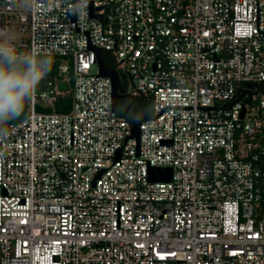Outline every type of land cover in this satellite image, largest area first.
<instances>
[{
	"label": "built area",
	"instance_id": "obj_1",
	"mask_svg": "<svg viewBox=\"0 0 264 264\" xmlns=\"http://www.w3.org/2000/svg\"><path fill=\"white\" fill-rule=\"evenodd\" d=\"M0 34L59 60L0 134V264H264V0H0Z\"/></svg>",
	"mask_w": 264,
	"mask_h": 264
},
{
	"label": "clouds",
	"instance_id": "obj_2",
	"mask_svg": "<svg viewBox=\"0 0 264 264\" xmlns=\"http://www.w3.org/2000/svg\"><path fill=\"white\" fill-rule=\"evenodd\" d=\"M52 66L53 55L22 50L0 34V134L25 113Z\"/></svg>",
	"mask_w": 264,
	"mask_h": 264
},
{
	"label": "water",
	"instance_id": "obj_3",
	"mask_svg": "<svg viewBox=\"0 0 264 264\" xmlns=\"http://www.w3.org/2000/svg\"><path fill=\"white\" fill-rule=\"evenodd\" d=\"M97 61L100 69V73L104 75H108L112 80V107L116 108V102L118 98L124 97L128 100L124 113L129 118L132 124V133L131 135L139 138V124L142 119H147L150 117L148 113H138L134 108L135 96L131 93L127 92L122 81L120 74L116 68L108 67L103 59L102 49L98 47H94ZM58 59L53 60L52 71L50 74H57V64ZM61 88H66L64 82L60 84ZM260 86V85H259ZM171 176V168L170 166H149L148 168V177L151 180H169Z\"/></svg>",
	"mask_w": 264,
	"mask_h": 264
},
{
	"label": "trees",
	"instance_id": "obj_4",
	"mask_svg": "<svg viewBox=\"0 0 264 264\" xmlns=\"http://www.w3.org/2000/svg\"><path fill=\"white\" fill-rule=\"evenodd\" d=\"M103 55L105 57L106 64L109 67H115V64L114 63H112V62H110V61H108L106 59V52H104ZM118 71H119V74L121 75V77L123 78V73L120 70H118ZM48 77H50V76H48ZM42 88H43V81L41 82V84H40V86L38 88V92H40L42 90ZM135 98H136L137 103H138V106L136 107V111L138 113H149L151 111V103H150V101L148 99H146L144 96H135ZM70 104H71V99H70L69 94L68 95H64V96L60 97L57 100V103L55 104V109H57L59 111H65V110H68L69 109ZM48 109H52V107H49ZM115 110H116L117 113H120V114L125 115V113H124L125 105H122L121 107H118L117 106V102H116V108H115ZM25 114H26V111H25V113L20 118H22L23 116H25Z\"/></svg>",
	"mask_w": 264,
	"mask_h": 264
},
{
	"label": "flooded vegetation",
	"instance_id": "obj_5",
	"mask_svg": "<svg viewBox=\"0 0 264 264\" xmlns=\"http://www.w3.org/2000/svg\"><path fill=\"white\" fill-rule=\"evenodd\" d=\"M128 100L124 97H121V98H118L117 100V106L118 107H121L122 105H125L127 104ZM138 106V103H137V100L135 98V101H134V108L136 109V107Z\"/></svg>",
	"mask_w": 264,
	"mask_h": 264
}]
</instances>
